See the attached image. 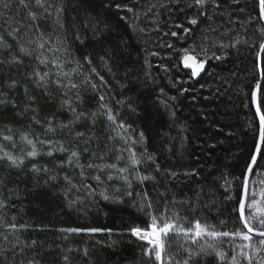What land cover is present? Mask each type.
Returning <instances> with one entry per match:
<instances>
[{"label":"trees","instance_id":"trees-1","mask_svg":"<svg viewBox=\"0 0 264 264\" xmlns=\"http://www.w3.org/2000/svg\"><path fill=\"white\" fill-rule=\"evenodd\" d=\"M54 2L62 9L60 19L64 27L55 26L53 33L55 12L40 23L46 33L53 34V39L56 34L67 38L71 57L84 63L81 72L97 88L93 90L91 84H82L79 90L82 102L77 101L75 90L69 93L66 98L72 106L87 115L73 123L70 129L61 128L62 124L74 121L75 114L67 106H61L63 98L58 91L50 97L45 96L42 89L25 79L36 63L25 58L24 67L0 65V84L12 79L20 82L15 89L6 85L0 87V91L6 93L0 98L8 101L0 104V157L7 152L24 158L20 168L8 167L6 159L0 160V180L3 181L0 199L11 197L5 209L8 218L14 216L17 224L27 225L18 233L15 252L19 254L15 255L8 244L4 254L0 255V264H27L29 260L38 264H150L142 251L146 245L128 231L133 226L150 222L146 213L135 206L144 192L149 194L157 209H162L166 200L193 201L199 208L193 218L218 227L221 220L228 219L231 229V220L238 217L242 174L258 134L251 107V89L258 79L256 53L261 30L255 1L239 0V4H234L232 0H218L220 7H208L203 16L197 15V9L187 7L191 0H180L179 3L171 0ZM10 3L11 7L0 8V13L9 20H21L26 13L21 12L17 0H10ZM152 5L155 7L149 11ZM129 8L132 11H128ZM191 17L198 19L197 25L188 24ZM178 24L182 27L177 28ZM184 27L190 31L184 33ZM94 29L102 33L101 38H96ZM173 31L177 36L171 35ZM0 33H4V28H0ZM77 35L83 43L75 39ZM4 38L15 48L11 37L4 33ZM237 38L240 41L244 38L247 45L219 49V45L231 44ZM202 43L215 45L209 55L215 51L224 59L208 60L205 73L194 81L190 74L181 70L180 57L182 49L197 48ZM168 44L172 47H167ZM153 52L156 55H152ZM15 54L19 55L18 52ZM85 55L90 56L91 67L97 69L106 84L91 73V67L83 60ZM0 59L10 57L5 53ZM76 66L73 62L65 70ZM83 78V75L73 76L77 83ZM100 95L105 96L104 103L118 111L120 118L132 126V137L138 140L139 134H144L142 145H131L129 141L128 146L135 148L138 156L145 148L148 154L154 155L155 163L145 161L138 166V175L154 179L141 183L136 172L120 174L113 169L100 171L87 167L89 163H116L119 168L128 163L129 154L124 151V142L107 139L115 133L108 129L106 118L98 115L93 123L91 114L100 111ZM29 96H34L35 100L30 101ZM129 105L134 112L130 111ZM33 117L40 123H34ZM49 121L53 132L45 131ZM77 132L84 136L77 139ZM25 134L30 139L38 137L54 143L51 146L37 143L38 155L29 158L26 153L31 146L21 138ZM4 136H11L12 140H5ZM61 146L69 151L75 146L81 153L79 163L83 169L75 163L61 166V162L68 159L67 153L58 150ZM50 150L52 156L46 154ZM118 155L123 159L117 160ZM101 156L103 160L98 158ZM33 165L49 171L33 172ZM157 165L161 169L159 172ZM259 165L257 173L264 171V159ZM193 171L195 175H184ZM169 172L177 175L170 176ZM109 174L113 177L111 180ZM97 175L100 181L95 179ZM122 175L129 176L131 187L120 178ZM65 176L71 184L65 181ZM225 179L231 181L228 191H225ZM251 179L259 181L260 177L253 175ZM255 189L259 200V184ZM102 191L109 200L103 199ZM128 192L132 195H127ZM229 196L232 199H226ZM69 201L75 203L69 206ZM205 204L208 207H203ZM177 207L183 211L187 205ZM68 228H100L111 232L61 231ZM12 239L16 242L15 237ZM33 241H36L35 245ZM223 247L227 249V245ZM0 248H5L2 238ZM20 248L24 251L20 252ZM65 255L67 261L63 259ZM207 261L218 264L213 257Z\"/></svg>","mask_w":264,"mask_h":264},{"label":"snow or ice","instance_id":"snow-or-ice-1","mask_svg":"<svg viewBox=\"0 0 264 264\" xmlns=\"http://www.w3.org/2000/svg\"><path fill=\"white\" fill-rule=\"evenodd\" d=\"M172 3H179L180 0H171ZM258 4V17L260 21H264V0H255ZM19 8L22 13H26L23 18L19 21L12 19H6L3 14L0 13V28H4V33L8 37H11L12 41L15 42V48L12 44L4 38V33H0V55L7 54L10 59H0V65H15L18 68L24 67L25 58L34 61L36 67H33L31 72H27L25 79L30 80L32 84L37 89L43 90V95L52 96L53 92H59L62 99V107L67 106L68 109L75 114L74 121H70L68 124H62L61 128L70 129L72 124L78 122L82 118H85L87 114L83 112H77V109L72 106L68 97L69 93L73 90L76 91V99L82 102V97L80 95V87L84 83L91 84L93 90L97 88V85L91 83L89 77L81 72L84 68V63L71 57V53L68 51V40L67 38H61L58 34L55 35L53 39V34L46 33L45 29L42 27L40 21L47 20L52 17L53 12L56 13V18L53 21V33L56 32L55 26L63 28L64 25L60 19V13L62 11L61 7L54 2V0H17ZM232 3L239 4V0H232ZM11 7L10 0H0V8L9 9ZM155 5L150 6L151 8ZM189 8H195L198 10L197 15H206V9L208 7L219 8L220 4L218 0H191L187 5ZM42 10V11H38ZM128 11H132L131 8ZM244 11V9H241ZM251 18L249 19V22ZM188 24L197 25L198 19L196 17H191L188 19ZM6 25V27H5ZM177 28L182 27V25H176ZM141 32L144 29H140ZM184 33L190 31L189 28H183ZM210 31L215 32V29ZM96 38L102 37V33L96 29ZM172 36H177V32H171ZM261 39L258 41L259 51H257V63L256 68L260 73L261 78L257 79L254 87L251 89V104L255 107V114L259 121V132L258 137L254 140V150L250 152V160L246 165V171L242 174V194L239 196L238 205V217L231 220L232 228H228L229 220L224 219L219 222V227L216 224L208 223L207 221H202L198 218H193L194 214L199 211V208L195 206L193 201H177L175 199L171 201H165L162 209L154 208L149 194L144 192L142 194V199L138 205L140 211H144L149 217V223L144 226H133L128 229L132 237L136 240L143 242L146 246L143 247V255L148 258L150 264H200L202 260L205 264H208L207 258L213 257L218 262V264H264V171L257 173V169L260 167L259 161L264 159V28L260 30ZM83 43V40L79 35L75 37ZM247 43V41H245ZM240 43L239 38L235 39L231 44H221L219 49L223 50L228 47L235 48L237 44ZM167 47L171 48L172 45L168 44ZM215 45L209 44L205 46L203 43L197 48H185L182 49V55L180 57V62L183 64L185 69L191 70V76H198L201 71L204 70L205 64L210 59L222 60L224 56L217 55L215 51H209ZM18 52L19 55L15 53ZM152 55H156L155 52ZM71 57V58H69ZM103 59V57H102ZM84 62L90 67L92 66V60L90 56L85 55L83 58ZM73 62L77 65L75 68L70 70H65ZM107 62H105V65ZM46 69V70H45ZM111 71V69H108ZM167 70V69H165ZM91 73L99 76L102 84H106L104 77L99 74L95 67H91ZM74 74L83 75L84 78L79 83L75 82L73 79ZM19 81L12 79L10 82H4L0 84V87L6 85L9 89H15L19 85ZM123 87V86H122ZM27 88L25 87V92L27 93ZM187 91V89H184ZM6 93L0 91V97H5ZM30 101H34V96H29ZM99 112H93L91 118L93 123H95V118L103 116L108 122V129L111 133L115 135H108L107 139L109 141H115L120 139L126 145L124 151L128 152V163L124 167H117L116 163L110 164H93L89 163L88 168H96L100 171L106 169L116 170L120 174L136 172V178L143 183L146 180H152V176H140L138 175V166L142 162L155 163L154 155L148 154L145 148L143 153L139 156L135 148L128 146L129 141L131 145L143 144L145 141L144 134L141 132L139 134V139L132 137L130 131L132 126L124 119H121V114L118 111H114L109 107L105 101V96H99ZM8 101L6 99L0 98V104H6ZM122 103V102H121ZM13 107L15 104L13 103ZM130 111H135L131 105L128 106ZM33 111H35L33 109ZM34 123H40L35 117H33ZM46 132H53L54 128L51 127V121H49V127L46 128ZM84 136V133L77 132L76 138L80 139ZM28 145L31 146V150L26 153L27 157L35 158L38 155L36 145L47 144L51 146L54 142L52 140H40L38 137L36 139H30L27 134L21 137ZM5 140H12L11 136H4ZM87 143V141H85ZM60 152H65L68 154V159L66 162H61V166L64 163L68 165H73L75 163L76 167L83 169V165L79 163L81 153L73 147V150L69 151L68 148L61 146L58 149ZM85 152L88 151L87 148L84 149ZM117 151H121L117 149ZM48 156H52L53 152L50 150L46 153ZM103 160L104 157H98ZM6 159L8 162V167L20 168L24 163L23 157H15L5 152L0 160ZM123 156L118 155L117 160H122ZM33 172L49 171L47 168L39 169L35 165L32 167ZM156 171H161L159 165L156 167ZM83 171L81 175L83 176ZM193 172H185L184 175H195ZM170 176H176L174 172H169ZM259 175V181L252 180L251 176ZM113 177L111 174L108 175V179L111 180ZM122 178L129 187H131L132 181L129 176L122 175ZM50 179H55V177H50ZM65 181L71 184V180L65 176ZM97 181H100V176L95 177ZM3 181L0 180V185ZM225 191H228L231 185V181L225 179ZM259 184V196L260 199H256L257 191L255 186ZM75 187V185H72ZM79 190V189H77ZM11 191V189L9 190ZM100 195L105 200H109L110 197L106 195L103 191ZM127 195L131 196L132 193L128 192ZM161 195H164L161 193ZM11 197L0 199V238L5 242V248H0V255H3L8 244H11V249L14 251L15 255L18 252L15 250L18 247L20 230L25 229L27 225L17 224L15 222V217L8 218L5 211L8 207L7 201ZM199 196L197 195V200ZM226 199H232V197H226ZM75 201H69V206H71ZM177 205H187L181 210ZM14 207V205H13ZM203 207H208L205 204ZM233 211H237L234 209ZM68 233H98L102 231H109L110 229H100V228H68L63 229ZM13 237L15 241L13 242ZM237 241H240L239 243ZM36 241L32 244L35 245ZM224 245H227V249H224ZM25 247H29L25 245ZM20 252L24 249L20 248ZM72 251V249H69ZM84 255L87 256V250L84 251ZM65 261L68 257L65 255L63 257ZM27 264H38L35 260L27 261Z\"/></svg>","mask_w":264,"mask_h":264},{"label":"water","instance_id":"water-1","mask_svg":"<svg viewBox=\"0 0 264 264\" xmlns=\"http://www.w3.org/2000/svg\"><path fill=\"white\" fill-rule=\"evenodd\" d=\"M263 24H264V21H261ZM258 62V61H257ZM180 66H181V69H182V71L183 72H187V73H189L190 74V76H191V70L190 69H185L184 67H183V64L180 62ZM205 71H206V65H205V68H204V70L203 71H201V73L198 75V76H196V77H192L191 76V78H192V80H194V81H197L198 79H200L202 76H203V74L205 73ZM258 77H259V79L261 78V76H260V73L258 72ZM252 109H253V112H254V114H255V107L252 105ZM255 116H256V114H255ZM256 120H257V124H258V132H259V121H258V117L256 116ZM257 137H258V134H257ZM246 171V170H245ZM252 177V176H251ZM241 194H242V190H241Z\"/></svg>","mask_w":264,"mask_h":264},{"label":"bare ground","instance_id":"bare-ground-1","mask_svg":"<svg viewBox=\"0 0 264 264\" xmlns=\"http://www.w3.org/2000/svg\"><path fill=\"white\" fill-rule=\"evenodd\" d=\"M255 1V0H254ZM255 4H256V11H257V15H258V4L255 2ZM260 21V20H259ZM260 26H261V29L262 28H264V24L260 21ZM259 37L258 38H260L261 39V35H258ZM246 40L243 38L241 41H240V43L239 44H237V45H247V43L245 42ZM258 51H259V47H258ZM256 63H257V57H256ZM181 67V66H180ZM257 69V68H256ZM182 70V69H181ZM185 73H187V72H185ZM189 74V73H188ZM257 75H258V70H257ZM192 79V78H191ZM258 79H259V77H258ZM251 107H252V104H251ZM253 110V109H252ZM254 113V112H253ZM254 116H255V114H254ZM255 119H256V116H255ZM256 122H257V120H256ZM257 126H258V124H257ZM241 190H242V187H241Z\"/></svg>","mask_w":264,"mask_h":264},{"label":"rangeland","instance_id":"rangeland-1","mask_svg":"<svg viewBox=\"0 0 264 264\" xmlns=\"http://www.w3.org/2000/svg\"><path fill=\"white\" fill-rule=\"evenodd\" d=\"M135 238V237H134ZM136 239V238H135Z\"/></svg>","mask_w":264,"mask_h":264}]
</instances>
